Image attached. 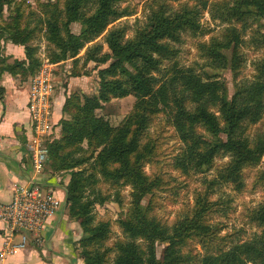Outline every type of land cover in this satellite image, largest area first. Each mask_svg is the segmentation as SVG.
<instances>
[{
	"label": "trees",
	"instance_id": "1",
	"mask_svg": "<svg viewBox=\"0 0 264 264\" xmlns=\"http://www.w3.org/2000/svg\"><path fill=\"white\" fill-rule=\"evenodd\" d=\"M194 1L197 3L194 7L179 10L161 5L148 18L147 27L139 32L136 39L129 41L122 40L115 31L107 34L109 27L131 16L126 9L117 7L119 0H66L63 11L57 9L43 19L48 41L58 49L56 62L67 59L77 62L81 58L80 53L85 50L86 62L97 65L110 63L108 68L99 72L98 96L85 97L83 103L75 94L67 98L63 107L66 119L61 124L62 136L48 146L52 169L56 172L71 171L67 210L71 218L81 220L87 235L79 242L84 264H106L112 251L115 253L112 264H189L194 257L190 252H183L187 240L193 236L212 235L211 227L204 223L208 211L204 202L206 196L197 199L198 207L192 218L184 219L174 227L161 224L143 211V200L153 193L158 183V179H151L144 173L142 162L145 156L141 135L148 128L151 114L170 113L172 125L185 147L183 154L176 157V165L184 173L209 168L220 156L231 157L220 177L205 180L212 190L218 182L237 184L239 188L242 168L256 164L264 156V139L253 146L246 133L248 125H257L264 118V58L257 62V74L252 81L236 82L232 97L227 94L226 84L215 74L202 76L192 69L175 66L161 85L154 76L163 61L177 56L171 44L180 43L184 32L202 33V11L211 6H221L213 18L223 23L252 18L261 26L260 21L264 20V0H231L230 4H211L213 0ZM13 2L0 0V39L24 46L27 59L16 61L6 70L14 75L33 77L39 71L38 61L28 46L33 31L20 27L22 13L18 10L14 18L6 19L4 16L5 8ZM86 5L90 7L89 13L84 12ZM60 16L66 18L65 23ZM72 23L82 25L81 33H62ZM256 32L258 39L252 42L262 46L264 33ZM106 34L105 41L111 54L104 52L103 46L96 43ZM243 44L244 39L232 29L225 43L216 42L208 49L210 66L232 70L239 68L240 63L245 62L239 53ZM130 95L137 100L134 110L119 127L112 128L108 121L97 116L104 103ZM73 108L76 112H72ZM198 125L205 128L207 134L196 132ZM85 140H88L94 153L99 150L96 159L92 157L91 160L96 162L104 175L114 184L124 183L133 188L130 214L119 222L125 241H118L113 248L104 247L111 235V225L107 222L95 225L91 214L93 204L98 200L105 204L106 199L93 194L96 196L94 200L84 201L86 191L82 182L85 171L79 167L89 161L83 157L73 159L74 151H77L73 148H80ZM253 219L264 227V206L254 211ZM261 240L234 242L229 249L202 258L201 264H264V237ZM158 244H165L161 259L157 258Z\"/></svg>",
	"mask_w": 264,
	"mask_h": 264
},
{
	"label": "rangeland",
	"instance_id": "2",
	"mask_svg": "<svg viewBox=\"0 0 264 264\" xmlns=\"http://www.w3.org/2000/svg\"><path fill=\"white\" fill-rule=\"evenodd\" d=\"M65 2L66 0H14L5 8L4 16L6 19H11L16 16L17 10L22 13L20 27L33 31L28 46L32 48L33 57L38 61L37 71L44 65L50 66L53 70L56 87L62 90L70 89L68 87L70 78H79L68 97L75 94L79 98V102L83 103L85 97L99 95L101 82L99 72L108 68L110 63L97 65L93 62H86L85 50L80 53L79 57L81 58L77 62L75 59L56 62L55 55L58 53V49L54 43L48 41L43 19L57 9L63 11ZM230 2L231 0H213L211 4H230ZM196 4L194 0H161L155 3L150 0L149 2L148 0H119L117 7L121 10L126 9L131 16L125 17L109 27L107 34L115 31L121 35L124 41L134 40L139 32L147 27L148 18L152 12L161 5H168L174 10H179L183 7L192 8ZM56 5L57 7H55ZM220 8V5L211 6L206 11H202L201 25L204 28L202 33L184 32L181 35L180 43L171 44L176 50L177 56L171 60L163 61L159 71L154 74L159 85L172 74L175 66L180 69H192L202 76H205L206 73L215 74L226 84L229 97L234 95L236 82L253 80L257 74L256 64L264 58V43L262 46H257L252 41L258 39L256 31L264 33V20L260 21L261 26L257 25L259 23H255L252 18L241 22L223 23L220 19L213 18L217 13L215 11ZM89 9L90 7L86 5L84 12L89 13L91 11ZM59 18L65 23V17L60 16ZM232 29L236 30L244 39L239 53L245 62H241L239 68L237 67L235 70L211 67V60L207 58L208 49L216 42L225 43ZM81 31L80 23H72L66 31L62 30V33L69 32L79 35ZM107 34L99 38L96 43L103 46L104 52L111 54L105 41ZM25 52L27 59L26 48ZM27 78L32 79L31 76ZM136 101L134 95L112 99L109 103H104L103 108L97 111V116L108 121L112 128H117L134 110ZM72 112H76V109L73 108ZM149 117L148 128L141 135V147L145 156L142 161L143 171L151 179H158V183L153 193L143 200V211L148 212L150 217L155 218L161 224L174 227L182 220L192 218L198 207L197 199L207 197L204 202L207 203L208 211L205 213L204 223L211 227L212 235L208 237L193 236L187 240L183 252H190L194 257L189 264H201L202 258L229 249L234 242L243 243L252 239L262 241L264 227L256 223L253 216L254 211L264 206V156L256 164L246 165L242 168V183L239 188L236 186L237 184L218 182L212 190L207 181L220 177L231 162V157L229 155L220 156L214 160L211 167L186 174L176 165V157L183 154L185 147L172 125L170 113L163 111L151 114ZM195 131L207 134L205 128L200 125L196 127ZM246 133L253 146L260 139H264V118L257 125H248ZM61 136L58 137L57 133L50 143L59 140ZM80 145V148H73V150L77 149L74 151L73 159H82L81 157H83L89 161L79 167L85 171L82 182L86 191L84 201L94 200L96 196L93 194L106 199L105 204H101L100 200L93 204L91 214L94 216L95 225L100 222H107L111 225V235L104 247L113 248L118 241H125L119 222L121 219H127L130 214L133 188L124 183H112V180L104 175L96 162L91 160L92 157L96 159L99 150L94 153L88 140L83 141ZM60 172L71 175V171H58V173ZM73 220L80 225V242L87 235L83 231L81 220ZM79 242L77 249L81 257L82 248ZM164 249L165 244L157 245L158 259L162 258ZM114 258L115 253L112 251L106 264H112Z\"/></svg>",
	"mask_w": 264,
	"mask_h": 264
},
{
	"label": "crops",
	"instance_id": "3",
	"mask_svg": "<svg viewBox=\"0 0 264 264\" xmlns=\"http://www.w3.org/2000/svg\"><path fill=\"white\" fill-rule=\"evenodd\" d=\"M24 60V46L0 40V202L12 201L16 185H38L44 193L58 198L62 206L44 229L42 246L31 243L26 250L0 259V264H84L77 249L81 237L80 225L69 217L67 210V188L71 175L54 171L50 160L44 170L37 173L27 150L31 131L28 110L31 80L6 70L16 61ZM77 79L70 78V89H55L52 121L58 137L62 134V121L66 119L63 107ZM7 233L6 223L0 221V252L4 248Z\"/></svg>",
	"mask_w": 264,
	"mask_h": 264
},
{
	"label": "built area",
	"instance_id": "4",
	"mask_svg": "<svg viewBox=\"0 0 264 264\" xmlns=\"http://www.w3.org/2000/svg\"><path fill=\"white\" fill-rule=\"evenodd\" d=\"M55 89L53 70L48 65L42 66L32 77L29 86L31 131L26 145L37 173L44 170L49 160L48 146L55 135L52 121ZM61 206L62 202L58 198L44 193L38 185H16L12 201L0 202V221L5 222L8 229L0 259L26 250L31 243L37 247L42 246V233Z\"/></svg>",
	"mask_w": 264,
	"mask_h": 264
}]
</instances>
